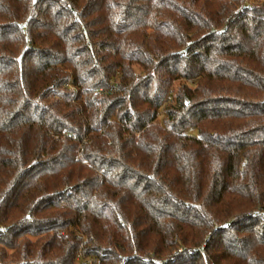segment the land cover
Instances as JSON below:
<instances>
[{
    "label": "trees",
    "instance_id": "trees-1",
    "mask_svg": "<svg viewBox=\"0 0 264 264\" xmlns=\"http://www.w3.org/2000/svg\"><path fill=\"white\" fill-rule=\"evenodd\" d=\"M156 260L264 264V0H0V264Z\"/></svg>",
    "mask_w": 264,
    "mask_h": 264
},
{
    "label": "built area",
    "instance_id": "built-area-1",
    "mask_svg": "<svg viewBox=\"0 0 264 264\" xmlns=\"http://www.w3.org/2000/svg\"><path fill=\"white\" fill-rule=\"evenodd\" d=\"M112 85H113L112 82H110V86H112ZM170 92H171V91H170ZM170 92H169V94H168L167 97H166V101H170V99H171V97H170ZM155 262H156V264H159V263H160L159 260H156Z\"/></svg>",
    "mask_w": 264,
    "mask_h": 264
},
{
    "label": "rangeland",
    "instance_id": "rangeland-1",
    "mask_svg": "<svg viewBox=\"0 0 264 264\" xmlns=\"http://www.w3.org/2000/svg\"><path fill=\"white\" fill-rule=\"evenodd\" d=\"M254 0H251V2H253ZM188 82H192V80H187Z\"/></svg>",
    "mask_w": 264,
    "mask_h": 264
}]
</instances>
